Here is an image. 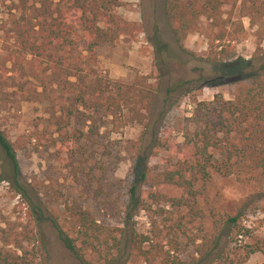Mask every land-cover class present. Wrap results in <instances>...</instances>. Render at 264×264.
Wrapping results in <instances>:
<instances>
[{"label": "rangeland", "instance_id": "374dc122", "mask_svg": "<svg viewBox=\"0 0 264 264\" xmlns=\"http://www.w3.org/2000/svg\"><path fill=\"white\" fill-rule=\"evenodd\" d=\"M233 4L224 18L230 15L242 30L233 54L215 66L206 59L220 49L209 44L203 20L201 32H187L178 45L165 24L164 0H121L115 13L143 32L98 48L94 68L101 77L134 87L144 99L116 116L98 111L91 121V111L82 108L68 115L70 94L51 81L45 62L16 51L5 34L14 12L0 0V130L14 145L17 181L25 191L20 197L0 181V249L12 253L19 246L34 264H82L58 239L55 221L80 248L83 264H145L130 249V232L152 229L182 261L199 257L196 251L207 244L208 259L217 258L216 264L263 263L260 253L242 263L245 246L264 247V194L258 186L215 175L194 202L173 188L164 190L165 200L150 199L161 174L185 153L187 137L201 125L197 104H209L216 95L230 101L238 80L260 73L264 0ZM179 80L186 85L167 93ZM132 185L140 203L127 209ZM31 201L40 208L35 212L40 233L25 215ZM65 206L92 217L87 237L69 222ZM232 218L236 226L225 225Z\"/></svg>", "mask_w": 264, "mask_h": 264}, {"label": "trees", "instance_id": "16d2710c", "mask_svg": "<svg viewBox=\"0 0 264 264\" xmlns=\"http://www.w3.org/2000/svg\"><path fill=\"white\" fill-rule=\"evenodd\" d=\"M2 1L9 2V12H14L5 34L10 36L8 38L12 39L20 55L46 63L51 81L61 91L70 94L73 108L68 111L69 116L82 108L91 111L93 121L92 115L98 111L116 116L122 108L132 111L135 103H143L144 96L134 87L101 77L94 68L98 48L123 38L135 40L143 32L140 25L115 13L121 6V0ZM250 1L254 5L256 0ZM229 6H234L233 0H164V20L178 45L187 32L200 33V25L206 23L203 31L209 44L220 49L206 60L215 66L223 65L233 54L236 33L242 30L241 24L231 21L230 15L224 18L225 9ZM244 80L246 84H243ZM235 84L236 91L230 101L216 95L209 104H197L196 114L201 125L192 137H187L185 153H179L175 163L161 174L157 192L150 194L153 202L167 199L164 193L167 188L185 192L194 202L212 184L215 175L234 177L244 185H256L264 194V63L260 73H252ZM184 85L185 81H176L166 92H175ZM123 86L125 90L121 91ZM0 169V181L8 183L18 196L24 197L25 191L17 181L19 166L14 145L1 130ZM144 178L142 174L138 179L142 182ZM197 184H201L200 189H195ZM139 203L136 186L132 185L128 189L126 208L137 207ZM31 204L25 215L38 232L35 212L40 208L35 202L31 201ZM65 212L78 233L87 237L94 224L89 213L69 206H65ZM236 223L237 219L232 218L225 225L233 227ZM51 224L64 248L83 264L75 241L61 232L55 221ZM148 233L132 230L129 239L130 249L145 264L217 263V258L208 259L207 244L196 251L199 257L182 261L172 254L175 247H166L159 230L152 229ZM114 248L113 241L111 249ZM244 248L246 255L242 263L250 255L260 253L264 264V247ZM0 264H34V260L27 258L26 251L18 246L12 253L0 249Z\"/></svg>", "mask_w": 264, "mask_h": 264}, {"label": "built area", "instance_id": "2783aa9c", "mask_svg": "<svg viewBox=\"0 0 264 264\" xmlns=\"http://www.w3.org/2000/svg\"><path fill=\"white\" fill-rule=\"evenodd\" d=\"M241 237H239V239H240Z\"/></svg>", "mask_w": 264, "mask_h": 264}]
</instances>
